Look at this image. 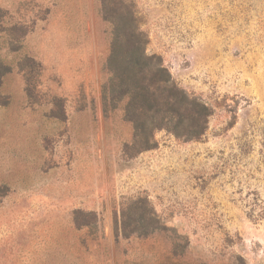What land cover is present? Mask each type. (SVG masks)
I'll list each match as a JSON object with an SVG mask.
<instances>
[{"label": "rangeland", "instance_id": "rangeland-1", "mask_svg": "<svg viewBox=\"0 0 264 264\" xmlns=\"http://www.w3.org/2000/svg\"><path fill=\"white\" fill-rule=\"evenodd\" d=\"M124 3L208 128L135 152L103 1L0 0V264H264V0Z\"/></svg>", "mask_w": 264, "mask_h": 264}, {"label": "trees", "instance_id": "trees-1", "mask_svg": "<svg viewBox=\"0 0 264 264\" xmlns=\"http://www.w3.org/2000/svg\"><path fill=\"white\" fill-rule=\"evenodd\" d=\"M102 1L104 18L112 25L104 110H118L132 124L133 137L127 147L135 152L155 147L158 129L186 140L201 138L208 128L211 108L179 87L159 55L147 53L148 37L124 0ZM1 68L0 82L7 70ZM141 208L135 207L141 224L138 228L143 235L151 234L158 221L154 212Z\"/></svg>", "mask_w": 264, "mask_h": 264}]
</instances>
